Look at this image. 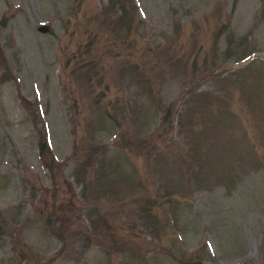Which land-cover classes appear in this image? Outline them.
<instances>
[{
	"label": "rangeland",
	"instance_id": "rangeland-1",
	"mask_svg": "<svg viewBox=\"0 0 264 264\" xmlns=\"http://www.w3.org/2000/svg\"><path fill=\"white\" fill-rule=\"evenodd\" d=\"M182 260L264 264V0H0V264Z\"/></svg>",
	"mask_w": 264,
	"mask_h": 264
},
{
	"label": "water",
	"instance_id": "water-1",
	"mask_svg": "<svg viewBox=\"0 0 264 264\" xmlns=\"http://www.w3.org/2000/svg\"><path fill=\"white\" fill-rule=\"evenodd\" d=\"M38 29L43 30L44 27L40 26L38 27ZM43 144L42 143H38L37 145V152L40 153L42 148H43ZM52 164V163H50ZM45 223L46 225H49V216H46L45 218ZM178 264H205L202 260H182V261H178Z\"/></svg>",
	"mask_w": 264,
	"mask_h": 264
}]
</instances>
